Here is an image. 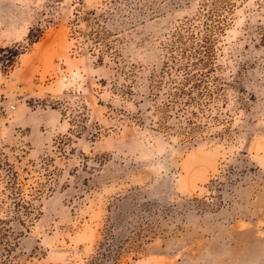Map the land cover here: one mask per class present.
I'll return each instance as SVG.
<instances>
[{
  "label": "rangeland",
  "instance_id": "1",
  "mask_svg": "<svg viewBox=\"0 0 264 264\" xmlns=\"http://www.w3.org/2000/svg\"><path fill=\"white\" fill-rule=\"evenodd\" d=\"M0 221V264H264V0H0Z\"/></svg>",
  "mask_w": 264,
  "mask_h": 264
},
{
  "label": "trees",
  "instance_id": "2",
  "mask_svg": "<svg viewBox=\"0 0 264 264\" xmlns=\"http://www.w3.org/2000/svg\"><path fill=\"white\" fill-rule=\"evenodd\" d=\"M14 196H16L13 200H14V205L17 207V209H22L24 211H26L28 209V207L21 203L22 199L20 198V190L13 188L12 189ZM30 203L27 202V205H29ZM2 223V221H0V224Z\"/></svg>",
  "mask_w": 264,
  "mask_h": 264
}]
</instances>
